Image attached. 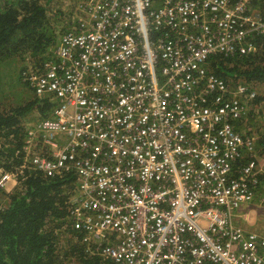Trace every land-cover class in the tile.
<instances>
[{"label": "built area", "instance_id": "1", "mask_svg": "<svg viewBox=\"0 0 264 264\" xmlns=\"http://www.w3.org/2000/svg\"><path fill=\"white\" fill-rule=\"evenodd\" d=\"M248 1L81 0L57 60L24 73L55 105L27 125L23 166L75 176L72 218L104 259L264 264V231L239 224L264 164L233 122L255 93L205 66L256 50ZM17 181L0 171V189Z\"/></svg>", "mask_w": 264, "mask_h": 264}, {"label": "trees", "instance_id": "2", "mask_svg": "<svg viewBox=\"0 0 264 264\" xmlns=\"http://www.w3.org/2000/svg\"><path fill=\"white\" fill-rule=\"evenodd\" d=\"M248 4L264 20V0ZM66 19L69 16L64 17L58 0H0V79L5 83L4 78L11 75L9 67H15L17 80L29 86L16 88L31 95L30 101L21 99V104L6 106L4 102L14 100L0 90V171L16 172L18 180L10 192L0 189V264H116L94 252V245L85 239L87 232L75 226L69 209L75 176L45 177L23 166L27 125L48 117L55 105L51 95L34 92L24 73L29 66L43 72L46 62L57 60L54 50L65 30L59 27L66 25ZM251 42L255 51L211 56L205 66L230 88L241 83L259 87L249 108L233 122L243 135L255 134L251 155L264 161V33L254 34ZM258 186L264 190V181Z\"/></svg>", "mask_w": 264, "mask_h": 264}, {"label": "rangeland", "instance_id": "3", "mask_svg": "<svg viewBox=\"0 0 264 264\" xmlns=\"http://www.w3.org/2000/svg\"><path fill=\"white\" fill-rule=\"evenodd\" d=\"M80 1L81 0H58V8L64 14V17L66 18V16H69V19H66L65 21L66 25L61 24L59 28L65 27L66 29L72 24L73 18L76 19L77 16L82 15V12H79L77 9V5ZM57 33L59 34V31H57ZM62 33L63 31L59 34L58 38L60 37ZM26 65L24 64V66ZM9 68H10L11 75L8 74V77L4 78L5 83L0 79L4 84V89L0 88V90L3 92L2 94H5L9 99H13L14 101L4 102V105L8 106L9 103L21 104L22 103L21 99L30 101L31 95H29V92L27 90L24 89V94H22L20 90L16 88L17 85H24L27 89H29V86H26L25 84H23V80L21 79L19 80L20 81L19 83V81L17 80V76L15 75V67L10 66ZM229 82L232 83V81H229ZM249 86L252 87L251 89L254 93L255 91H259L258 86H252L251 84H249ZM262 91H264V85H262ZM32 114L33 113H31L28 117L32 116ZM31 118L32 117H30L29 119ZM260 161L261 163L264 164V161L261 158H260ZM10 189L11 187L8 188V190L3 189L4 193L6 194L7 192H10ZM261 199H264V190H260L259 188V190L256 193V198L254 199V203L250 206V209H245L247 213L246 219H240L239 224H241L247 229H256V230L262 229L264 231V203L261 202Z\"/></svg>", "mask_w": 264, "mask_h": 264}]
</instances>
